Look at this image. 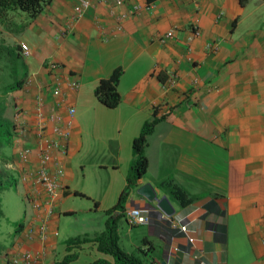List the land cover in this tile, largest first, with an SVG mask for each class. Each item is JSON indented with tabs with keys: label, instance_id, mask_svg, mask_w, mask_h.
I'll list each match as a JSON object with an SVG mask.
<instances>
[{
	"label": "crops",
	"instance_id": "obj_1",
	"mask_svg": "<svg viewBox=\"0 0 264 264\" xmlns=\"http://www.w3.org/2000/svg\"><path fill=\"white\" fill-rule=\"evenodd\" d=\"M75 3L53 0L38 17L28 18L15 36L30 54L20 60L23 88L8 94L4 113L13 124L18 108L32 116L36 88L48 82L50 62L61 64L80 82L68 102L75 117L69 151L61 160L67 192L60 205L71 195L72 163L83 151L76 115L94 96L101 113L93 126L108 132L113 170L129 168L134 138L146 121L159 119L144 151L147 172L124 203V210L150 212L152 222L141 226L147 227L146 233L130 238L127 248L119 236L124 251L141 256L144 264H264V0H126L116 12L133 5L140 12L119 24L116 13L96 2L66 31ZM118 25L120 31L105 40ZM193 27L199 36L192 33ZM168 31L174 38L160 41ZM118 67L120 103L110 109L94 91ZM172 77L176 82L170 87ZM17 139L13 130L10 151L1 150L6 167L13 161ZM128 172L109 183L111 199L96 203L98 209L105 213L116 204ZM167 181L198 200L179 207L163 190ZM146 183L158 198L170 202L174 212L167 218L155 202L137 195V188ZM179 226L192 233L194 245ZM1 237L0 264H7L21 231ZM85 248L97 251L93 243L82 244L72 249L77 258L70 264L86 258L81 253ZM47 251L49 264L68 253L59 236ZM107 257L99 259L113 264Z\"/></svg>",
	"mask_w": 264,
	"mask_h": 264
},
{
	"label": "built area",
	"instance_id": "obj_2",
	"mask_svg": "<svg viewBox=\"0 0 264 264\" xmlns=\"http://www.w3.org/2000/svg\"><path fill=\"white\" fill-rule=\"evenodd\" d=\"M96 2L105 5L109 13H116L114 16L118 24L127 16L140 12L137 5L129 7L125 12H116L125 5L126 0H76L68 18L66 31L71 30L86 10ZM119 31L118 25L114 32L104 39ZM191 31L195 36L200 34L196 27ZM173 38V31H168L161 36L160 41L165 42ZM19 53L23 59L30 54L25 44H20ZM46 69L49 80L36 88L32 116L20 108L16 110L14 131L17 132L18 139L14 145L13 161L7 167L17 173L19 182L25 188L24 198L30 212L25 216L21 238L16 242V252L9 255L7 264H49L48 247L52 240L59 236L57 219L61 201L67 192L61 160L69 151V139L75 117V109L68 105V102L79 90L80 82L66 72L61 64L50 62ZM175 82L172 77L168 80V85L173 87ZM48 97L51 98L50 101ZM164 215L168 217L167 214ZM123 216L131 227L146 226L152 222L150 212L137 208L124 210ZM178 230L190 245H194L196 240L186 226H179ZM173 251L179 252V249L174 248Z\"/></svg>",
	"mask_w": 264,
	"mask_h": 264
},
{
	"label": "rangeland",
	"instance_id": "obj_3",
	"mask_svg": "<svg viewBox=\"0 0 264 264\" xmlns=\"http://www.w3.org/2000/svg\"><path fill=\"white\" fill-rule=\"evenodd\" d=\"M19 13V15H16V25L13 27V30L0 26V43H3L4 46H20L15 36L21 32L29 17L26 13ZM21 38L23 39L24 36ZM19 58L21 60V55ZM2 65L4 64L2 63ZM4 66L5 68L1 69L0 72L3 85L13 81L11 66L8 64ZM21 67L19 65L17 74L14 76L17 79H20L23 75ZM8 96L4 97L5 104L8 103ZM93 97L90 99L91 102L86 105L87 108L79 110L76 115L83 132V151L72 163L73 173L69 184L71 195L60 205L58 233L59 240L65 243L67 240L78 236H92L104 228L106 216L103 208L98 209L96 203L102 201L105 204L110 200L109 183L113 182V180H118L120 173L125 174L130 169V166L129 168H121L120 170L112 169L110 163L112 148L108 140V132L99 131L95 128V125L93 126V119L101 113L98 111V107L96 108L98 106L97 101ZM102 110L109 112V109L106 108ZM3 149L10 151L11 148L10 146H6ZM11 173L14 175L17 183L3 191L0 196V209L2 213L0 216L1 238L11 237L16 225L23 222L24 215H28L30 212L24 198V188L19 182L17 174L13 171ZM74 192H78L82 196L74 195ZM66 212L70 213L67 214ZM145 230H147V227H130L125 219L122 218L119 229L121 245L127 248L128 240L130 238L131 240L140 239L146 233ZM74 249L73 251H75ZM81 253L86 254V258L82 257L80 258L81 261L73 264H86L87 260L95 261L101 257H107L97 251L86 250V248Z\"/></svg>",
	"mask_w": 264,
	"mask_h": 264
},
{
	"label": "trees",
	"instance_id": "obj_4",
	"mask_svg": "<svg viewBox=\"0 0 264 264\" xmlns=\"http://www.w3.org/2000/svg\"><path fill=\"white\" fill-rule=\"evenodd\" d=\"M52 1L53 0H0V26L8 30H13V27L16 25V15H19V12L26 13L29 19H35L52 3ZM23 29H21V31ZM19 57V46L9 47L0 43V72L1 69L5 68L4 65L8 64L11 66V75L13 78L11 83L5 85L2 84L0 78V196L3 191L17 183L14 175L6 167L7 161L1 150L10 145L12 132L14 130V124L4 116L6 110L4 97L9 93L21 90L24 84L21 78L17 79L14 77L17 74L19 65H21ZM2 63L4 65H2ZM153 73L154 72H152V74ZM121 75L122 69L118 67L113 70L109 78L100 80L95 88L94 94L96 99L107 108L114 109L120 103V95L117 91V86ZM159 78L161 81L164 80L160 75ZM158 122L159 119L155 117L146 121L139 135L134 138L132 142V153L134 158L126 177V186L121 191L116 204L105 211L106 220L103 230L92 236H78L67 240L66 249L68 253L54 264H70V262L77 258L76 252H72V249L78 248L82 244L88 242L95 244L98 252L111 257L113 264H144L141 256L128 253L120 247L118 222L124 217L123 211L126 197L132 189L137 187V181L147 172L148 159L144 151L148 144V136L154 131ZM163 190L171 201L179 207H186L198 200L197 196L190 195L171 181H167L163 184ZM1 215L0 209V216ZM22 227L23 222L18 223L14 232L17 233L21 231ZM92 264L111 263L104 259H98L92 262Z\"/></svg>",
	"mask_w": 264,
	"mask_h": 264
},
{
	"label": "water",
	"instance_id": "obj_5",
	"mask_svg": "<svg viewBox=\"0 0 264 264\" xmlns=\"http://www.w3.org/2000/svg\"><path fill=\"white\" fill-rule=\"evenodd\" d=\"M137 195L145 199L149 203L155 202L158 206V208L161 209V211L168 216L174 212L173 207L171 206L170 202L166 197L158 198L153 187L146 183L136 190Z\"/></svg>",
	"mask_w": 264,
	"mask_h": 264
}]
</instances>
